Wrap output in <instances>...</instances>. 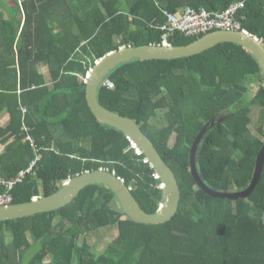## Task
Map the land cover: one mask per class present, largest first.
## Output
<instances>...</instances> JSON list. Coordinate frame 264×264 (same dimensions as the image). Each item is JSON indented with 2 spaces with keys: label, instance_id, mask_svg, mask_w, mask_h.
Returning a JSON list of instances; mask_svg holds the SVG:
<instances>
[{
  "label": "trees",
  "instance_id": "1",
  "mask_svg": "<svg viewBox=\"0 0 264 264\" xmlns=\"http://www.w3.org/2000/svg\"><path fill=\"white\" fill-rule=\"evenodd\" d=\"M238 1H245L242 29L264 44V0H15L12 9L0 0V114L9 117L0 142L12 139L0 155V179L14 180L34 159L27 135L41 155L34 174L15 185L12 204L47 197L68 178L103 169L123 180L143 211L156 213L165 201L160 180L121 132L92 115L86 75L119 48L161 45L154 27L164 23L162 10L216 12ZM199 38L174 34L168 43ZM259 78L255 58L229 43L190 58L118 66L96 97L133 120L170 167L180 190L176 214L159 225L131 222L112 207L118 203L109 188L91 185L56 211L0 221V264H264V165L253 192L239 200L208 196L189 167L190 148L208 125L195 157L203 183L218 192L249 186L264 144V82L251 100L246 94ZM106 227L117 235L95 254L86 238Z\"/></svg>",
  "mask_w": 264,
  "mask_h": 264
},
{
  "label": "water",
  "instance_id": "2",
  "mask_svg": "<svg viewBox=\"0 0 264 264\" xmlns=\"http://www.w3.org/2000/svg\"><path fill=\"white\" fill-rule=\"evenodd\" d=\"M222 43L235 44L247 50L255 58L264 82V44L257 37L245 31H215L184 46L143 45L122 47L97 60L86 75L84 81L85 100L92 115L99 122L121 132L130 141L131 146L136 149V153L143 154L144 162L149 164L155 171V178L160 180L159 188L165 194V201L156 213L148 214L143 211L130 189L123 180L114 175V172L98 169L68 179L59 190L47 197L32 199L24 204L0 207V221L17 220L56 211L73 201L79 192L86 187L102 185L109 188L115 195L124 216L131 222L145 225H159L169 222L176 214L180 201V190L174 173L164 162L151 140L133 120L106 109L98 102L97 91L113 70L134 59L180 60L199 55ZM215 124L217 122L212 121L210 126ZM207 126L198 133L190 148V174L196 185L205 194L215 199L239 200L247 198L260 179L264 165V144L257 155L249 186L237 192H218L208 188L203 183L195 164L196 152L202 137L207 131Z\"/></svg>",
  "mask_w": 264,
  "mask_h": 264
},
{
  "label": "built area",
  "instance_id": "3",
  "mask_svg": "<svg viewBox=\"0 0 264 264\" xmlns=\"http://www.w3.org/2000/svg\"><path fill=\"white\" fill-rule=\"evenodd\" d=\"M245 1L233 2L222 11L209 12L204 8L185 7L177 13L162 10L164 23L156 28L162 33V44L170 46L168 38L174 34H180L186 38L200 37L215 31H244L242 29L243 16L240 11L244 8ZM25 112V109H23ZM26 141L30 143L35 154L34 159L29 163L28 168L20 171L14 180L6 181L0 179V207L12 205V191L16 184H21L28 175L34 174L36 163L41 159L39 148L34 139L27 135ZM161 206V205H160Z\"/></svg>",
  "mask_w": 264,
  "mask_h": 264
},
{
  "label": "rangeland",
  "instance_id": "4",
  "mask_svg": "<svg viewBox=\"0 0 264 264\" xmlns=\"http://www.w3.org/2000/svg\"><path fill=\"white\" fill-rule=\"evenodd\" d=\"M2 2L4 6H7L11 9L15 7V0H2ZM260 83L262 84L261 78L255 81H252L251 83L249 82V84L247 85L249 89L246 94L248 100H251L253 98L259 86L261 85ZM256 115H257L256 112H253L251 114L252 122H251L250 128L253 133L256 132V129L259 126V121L257 120ZM222 118L224 117H219V119H222ZM216 121H219V120H214V122ZM152 122H153V126L157 125V123H155V120H152ZM112 207L115 208L116 210H119V206L116 204V202L112 203ZM116 235H117V230L115 227H111V228L106 227V228H102L95 232L90 233V235L87 236L86 240L89 243L92 252L95 254H100L109 244V242H111L116 237ZM81 243H82V238L78 240V244H81ZM34 252H35L34 249L30 250L26 255V259L29 260L33 256Z\"/></svg>",
  "mask_w": 264,
  "mask_h": 264
},
{
  "label": "crops",
  "instance_id": "5",
  "mask_svg": "<svg viewBox=\"0 0 264 264\" xmlns=\"http://www.w3.org/2000/svg\"><path fill=\"white\" fill-rule=\"evenodd\" d=\"M183 9V8H182ZM181 9V10H182ZM179 10V11H181ZM178 11V12H179ZM222 11V10H221ZM165 21V20H164ZM42 74H47V70L44 68L42 71ZM48 78V77H47ZM9 123V117L7 115V113L4 111L0 114V126L3 128L5 126H7V124ZM12 142V139H10L9 141L7 142H0V155L3 154L5 152V149H6V146Z\"/></svg>",
  "mask_w": 264,
  "mask_h": 264
},
{
  "label": "clouds",
  "instance_id": "6",
  "mask_svg": "<svg viewBox=\"0 0 264 264\" xmlns=\"http://www.w3.org/2000/svg\"><path fill=\"white\" fill-rule=\"evenodd\" d=\"M244 31H245V30H244ZM245 32H247V31H245ZM208 34H209V33H208ZM206 35H207V34H206ZM200 37H202V36H200ZM71 178H72V177H71ZM68 179H70V178H68ZM68 179H67V180H68ZM67 180H66V181H67ZM66 181H64V182L62 183V185H63ZM61 187H62V186H61ZM129 189H130V188H129ZM36 198H40V197H33L32 199H36ZM32 199H31V200H32ZM12 205H13V204H12ZM10 206H11V205H10ZM158 210H159V209H158Z\"/></svg>",
  "mask_w": 264,
  "mask_h": 264
}]
</instances>
